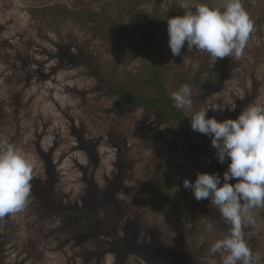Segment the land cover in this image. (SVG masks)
Returning a JSON list of instances; mask_svg holds the SVG:
<instances>
[{"label": "rangeland", "instance_id": "1", "mask_svg": "<svg viewBox=\"0 0 264 264\" xmlns=\"http://www.w3.org/2000/svg\"><path fill=\"white\" fill-rule=\"evenodd\" d=\"M186 3L194 10L199 3L219 7L223 0ZM243 4L254 23L243 55L216 60L186 44L181 55H172L167 18L188 10L180 0H0V138L34 161L29 203L0 222V264H182L177 258H186V264H221L220 254L209 250L225 230L176 209L186 202L212 206L183 186L184 179L194 182L195 173L205 168L182 147L172 148L170 135L158 139L165 128L142 111L115 109L116 99L91 93L82 98L75 92L90 91L100 76L152 94V59L161 67L170 98L188 84L193 112L217 102L236 108L210 109L208 117L236 119L245 102L264 103V0ZM126 35L139 42L143 55L133 56L121 43ZM60 43L82 51L87 66H60L55 58ZM222 62L228 77L223 81ZM190 130L199 143L205 137L204 148L215 157L210 137L191 125ZM156 173L167 201L157 199ZM47 184L51 191L43 192ZM90 196L95 201L89 202ZM43 206H52L57 215L81 214L83 208L96 222L81 228L71 216L42 219ZM253 215L256 223L244 232L264 264V208ZM99 241L108 243L102 244L107 252L101 256Z\"/></svg>", "mask_w": 264, "mask_h": 264}, {"label": "clouds", "instance_id": "2", "mask_svg": "<svg viewBox=\"0 0 264 264\" xmlns=\"http://www.w3.org/2000/svg\"><path fill=\"white\" fill-rule=\"evenodd\" d=\"M180 7L188 9L186 0ZM254 23L243 0H223L219 6L199 3L194 10L167 18L168 45L172 55H181L182 48L198 49L217 58L243 55ZM175 107L191 113V129L211 139L219 163L229 161L223 178L218 173H195L194 182L184 179L197 201L208 199L219 209L228 233L216 240L210 253L220 254L221 264H259L245 240L244 228L256 223L253 211L264 208V103L246 106L236 119L217 120L213 112L235 106L213 103L192 111L191 86L184 84L171 93ZM34 169L32 156L0 138V222L22 212L29 203ZM235 180V183H230ZM191 227V225H189ZM212 230V225H208Z\"/></svg>", "mask_w": 264, "mask_h": 264}, {"label": "trees", "instance_id": "3", "mask_svg": "<svg viewBox=\"0 0 264 264\" xmlns=\"http://www.w3.org/2000/svg\"><path fill=\"white\" fill-rule=\"evenodd\" d=\"M82 16L83 12H79ZM121 43L123 45L127 46L129 50L134 51L133 56L143 55L141 52L140 44L137 40H134L130 36H122L120 39ZM56 59H58V63L60 66L63 65L64 62L71 64L73 67H80L82 65L87 66V61L85 59V55L82 51L74 53L72 49L63 43H60L57 48V55L55 56ZM150 59V58H149ZM86 61V62H85ZM149 62L153 65V68L151 70L152 75V86L154 92L152 94H146L145 92H138V89L135 88H129L121 84L114 83L112 81L106 80L105 77H100L97 81L98 84L92 88L90 91H78L75 92L78 96L85 98L88 94H95L99 96L100 98H112L116 99V103L114 104L115 109H119L120 106H123L128 112H135L137 110L142 111L144 116L146 115L147 119L153 121V124L159 128H165L159 136L158 139H165L169 135L171 136V142L172 148L176 149L178 147H182L183 151L185 152L186 156L193 158L197 161V163L200 166H203L205 170L212 174V173H218L220 176H223L224 171L227 169L228 164L224 162L223 164L219 163L216 157L212 156V154H209L208 151L204 148L205 145V137L202 136V142L199 143L193 138L192 132L190 130V116L185 114L183 110L177 109L175 107L174 101L167 95V90L164 84L163 79V73L161 70V67L156 64L152 59L149 60ZM85 63V64H84ZM90 66V65H88ZM224 63L222 62V67L220 69V75L219 78L221 81L228 78L224 75ZM206 71V67L202 68L198 74L196 83L200 84L204 73ZM90 77V75H88ZM91 78H94L91 76ZM245 105H249V101L245 102ZM17 111H19L18 102L16 103ZM92 149L94 148V144ZM157 171V170H156ZM156 181H155V192L157 193V199L161 202L167 201L166 196V188H164L161 184L162 177L160 174L156 173ZM235 180H230V183H235ZM119 183H115V187L118 188ZM160 187H159V185ZM47 188H44L42 191H51V184H47ZM89 202L95 201L93 196L88 197ZM51 202V200H50ZM47 203V202H46ZM203 205H198L196 203L186 202L185 204L180 205L176 209L179 211L180 214H188L192 217L198 218V219H206L213 225H217L225 230V233L227 234L229 231L230 226L227 225L218 208H215L213 205L210 206L207 204V202H203ZM43 202H41L42 206ZM48 204V203H47ZM42 209L43 212V218L42 219H49L50 216H57L59 218L65 217V216H71L70 220L71 223L75 225H79L81 228L91 227L95 221V217L93 215H85L83 211H85L83 208L79 209V212H82L81 214L77 212H64V215H61L56 213L54 211L55 209H52V206H43ZM95 206L91 205V209L95 210ZM91 212V211H90ZM88 213V212H87ZM97 213V212H94ZM62 216V217H61ZM113 219V218H112ZM69 222L64 221V227L68 228ZM128 228H132L128 227ZM131 231V230H129ZM225 234V235H226ZM245 240L250 247V249L253 251V248L251 247L250 243L248 242L247 235L245 233ZM108 245V243L105 241L103 242ZM103 243H100L101 246V253H97V256H101L105 254L107 251L103 249ZM118 249H121L122 251L130 252L128 248L125 247L124 243H121L119 246V243H116ZM109 252H112V249L108 250ZM177 261L182 262V264H186V258H177ZM148 264H151V261L147 260Z\"/></svg>", "mask_w": 264, "mask_h": 264}]
</instances>
